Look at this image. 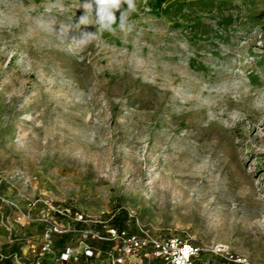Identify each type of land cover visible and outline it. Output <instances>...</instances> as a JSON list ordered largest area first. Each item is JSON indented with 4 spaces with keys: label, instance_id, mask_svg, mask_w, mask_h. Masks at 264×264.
<instances>
[{
    "label": "rangeland",
    "instance_id": "obj_1",
    "mask_svg": "<svg viewBox=\"0 0 264 264\" xmlns=\"http://www.w3.org/2000/svg\"><path fill=\"white\" fill-rule=\"evenodd\" d=\"M0 197V264L36 200L264 264V0H0Z\"/></svg>",
    "mask_w": 264,
    "mask_h": 264
},
{
    "label": "built area",
    "instance_id": "obj_2",
    "mask_svg": "<svg viewBox=\"0 0 264 264\" xmlns=\"http://www.w3.org/2000/svg\"><path fill=\"white\" fill-rule=\"evenodd\" d=\"M0 199L3 203L14 205L4 197ZM39 201L29 204L32 215L19 214L15 222L22 226L41 222L48 224L39 246L40 255H48L57 261L56 264H197L200 261L202 264H212L208 256L222 258L223 264H246L244 259L231 254L224 244L198 245L178 237H155L149 230L133 232L127 228L108 226L102 221L91 220L70 205L45 200L43 210L34 214ZM91 224L99 225L101 229H93ZM73 234L79 235V248L82 250L67 246L57 255L55 237L59 239ZM93 242L108 246V249L102 255L101 249L92 246Z\"/></svg>",
    "mask_w": 264,
    "mask_h": 264
},
{
    "label": "crops",
    "instance_id": "obj_3",
    "mask_svg": "<svg viewBox=\"0 0 264 264\" xmlns=\"http://www.w3.org/2000/svg\"><path fill=\"white\" fill-rule=\"evenodd\" d=\"M2 243L3 242H1V239H0V249H1V247H2ZM2 258H4L3 256H1Z\"/></svg>",
    "mask_w": 264,
    "mask_h": 264
}]
</instances>
